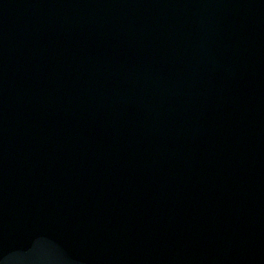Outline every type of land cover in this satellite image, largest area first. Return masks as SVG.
Here are the masks:
<instances>
[{
    "label": "water",
    "instance_id": "water-1",
    "mask_svg": "<svg viewBox=\"0 0 264 264\" xmlns=\"http://www.w3.org/2000/svg\"><path fill=\"white\" fill-rule=\"evenodd\" d=\"M0 264H264V0H0Z\"/></svg>",
    "mask_w": 264,
    "mask_h": 264
}]
</instances>
